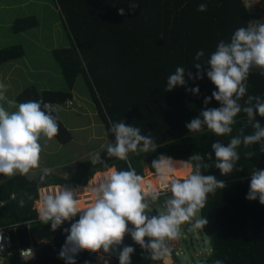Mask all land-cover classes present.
Returning <instances> with one entry per match:
<instances>
[{"label":"trees","instance_id":"1","mask_svg":"<svg viewBox=\"0 0 264 264\" xmlns=\"http://www.w3.org/2000/svg\"><path fill=\"white\" fill-rule=\"evenodd\" d=\"M67 31L70 43L66 47L54 48L52 53L60 66L67 88L38 91L32 85L17 95L18 103L43 100L50 104H64L72 100L73 90L79 76L86 81L98 113L105 124L108 144L115 142L111 132L114 122L124 121L139 127L141 133L150 136L158 145L156 152L129 153L128 161L107 156L106 147L99 153L108 168L102 164L93 166L91 159L78 164L70 177L49 175L41 184L42 171L30 178L15 175L0 181V227L9 230L12 239L10 250L2 264H66L58 257L65 243L64 228L78 220L65 221L55 232L51 225L39 220L36 203L40 199L39 189L43 186L60 185L76 189L86 185L101 171L115 168L127 171L129 162L137 174L145 176V167L155 171L152 161L160 155L171 157L174 161L187 160L194 153H211L212 160L205 163L209 168L201 169L202 174L215 176L225 184L223 189L208 194L201 218L208 223L203 232L211 238L212 250L208 258L199 264H214L217 259L224 264H264V205L259 200L246 199L251 172L264 169V151L260 144L241 145L237 151L240 161L231 174L221 175L215 167V154L212 143L219 141L227 144L233 136L250 134L251 127H244L245 114L241 112L232 125V133L223 137L216 136L205 126L198 133H191L186 124L199 116L205 107L204 99L210 97L215 85L207 78L187 79L185 86H177L166 91L167 78L177 67L186 72L196 73L193 65L195 55L203 50L204 63L223 40L230 41L234 31L249 27L253 15L247 10L243 0H55ZM129 3H137L134 11ZM204 3L207 10L200 12L198 5ZM125 8V15L118 14ZM36 16L16 18L13 32H26L38 26ZM26 53L22 43L0 48V67L7 62L22 58ZM247 94L240 100L242 107L247 95L260 96L264 100V76L257 69L250 71ZM199 86L198 95L187 88ZM213 98L207 106L219 107ZM59 124L56 138L68 143L73 135L60 116L54 112ZM257 120L264 126V117L257 113ZM254 152L249 159L246 153ZM192 169H184L177 163L173 174L179 180L187 177ZM100 174V173H99ZM97 175L96 183L101 179ZM104 176V174H103ZM86 186L85 188H87ZM83 190V189H82ZM81 190V191H82ZM16 193V199L12 194ZM32 197L27 199V195ZM25 205L21 207L19 200ZM149 216L152 212L149 210ZM29 222V224H28ZM129 227H133L129 225ZM187 229V227H186ZM147 240V238H146ZM33 243L36 256L26 260L20 256L21 248ZM124 245H131L135 252L132 264H154L145 259L147 253L126 235ZM106 255L113 259L111 264H119L116 254L81 251L76 257L77 264H98V256ZM174 264H181L176 253L172 255ZM164 264L157 261L156 264Z\"/></svg>","mask_w":264,"mask_h":264},{"label":"clouds","instance_id":"2","mask_svg":"<svg viewBox=\"0 0 264 264\" xmlns=\"http://www.w3.org/2000/svg\"><path fill=\"white\" fill-rule=\"evenodd\" d=\"M138 7L137 3L128 5L132 12ZM197 10L204 12L207 5L201 3ZM118 14L124 16L125 8H119ZM204 56L203 50L196 53L194 59L197 62L193 65L197 70L195 74L177 67L167 78L166 91L185 86L187 79L203 80L205 74L215 85L211 96L204 99L205 107L199 116L186 124L191 133H198L206 126L216 136L229 135L233 131L236 117L241 112L245 114L244 127L252 128L250 134H243L242 128L241 135L233 136L227 144L216 141L211 145L215 154V167L221 175H228L240 161L237 149L241 145L248 147L260 144V150L264 151V126L256 118L257 113L264 117V100L260 96L247 95L244 106L240 104V100L247 94L250 71L257 69L264 76V23L236 29L230 41L221 40L210 57L201 63ZM8 87L0 82V101L12 107L16 101L6 97ZM186 90L196 95L200 93L199 86ZM213 98L219 107H207ZM55 111L50 103L42 99L20 103L11 112L0 104V174L4 177L27 176L33 169L40 167V141H51L59 133L57 117L53 115ZM111 132L115 142L106 145L109 158L128 161L129 153L139 155L156 152L158 148L152 137L143 135L139 127L128 125L123 120L112 123ZM245 155L251 159L254 152ZM205 157L212 160L211 153H194L184 161L177 162L165 155L152 161L151 167L161 181L160 187L171 194L159 204L163 211L152 216L148 215L150 205L160 201L161 192L151 185L145 189L144 177L137 174L130 162L127 171L108 169L97 183L93 185L89 182L83 193L66 186L48 190L40 188L38 217L45 225L50 224L53 232L65 221L79 217L69 228H64L66 239L58 257L66 264H77L76 257L81 251H102L116 254L119 264H132L131 257L135 248L131 245L120 248L125 236L130 235L147 253L145 259H150L154 264L163 260L166 264L172 252L169 242L180 238L181 225L187 224L191 232L205 228L208 221L198 217V213L205 208L208 194L225 187L224 182L215 176L202 174V168L210 167L204 162ZM177 163L184 169L194 171L182 181L170 178L176 171ZM91 164H102L108 168L99 154L91 158ZM49 175L50 169H42L40 183L43 184ZM84 194H88L89 203L82 207L81 197ZM12 199H16V193L12 194ZM27 199L31 200L32 197L27 195ZM246 199L259 200L264 205V169L251 172ZM19 205H25L23 198L19 200ZM28 254H31V250L21 253L22 256ZM214 264H224V261L217 259Z\"/></svg>","mask_w":264,"mask_h":264},{"label":"rangeland","instance_id":"3","mask_svg":"<svg viewBox=\"0 0 264 264\" xmlns=\"http://www.w3.org/2000/svg\"><path fill=\"white\" fill-rule=\"evenodd\" d=\"M30 15L38 18V26L15 35L13 25L16 18ZM17 43L24 45L26 50L25 55L22 58L4 63L0 67V82L9 85L5 95L9 100L16 101V105L12 107H9L6 102L0 101V104H3L9 112L17 109L19 105L17 95L26 87L34 85L38 91L45 89L64 90L67 88L61 68L52 53L54 48L66 47L70 43L55 0H0V48ZM74 93L76 95L74 102L70 100L64 104H54L52 106L56 109L55 112L66 126L78 130L74 134L76 137H82L84 142L75 139L72 143L60 144L56 138H53L51 141L45 143L42 139L40 141L42 145L40 167L33 169L29 173L28 176L30 178L39 174L42 169L48 166L49 168L47 169L51 170L52 177L63 176L70 178L77 170L78 164L87 160L84 154L79 155L75 164H67L64 167L58 168L55 173L51 169L50 163L58 164L61 159L72 162L74 156L76 157V153L79 154L82 150L94 144V141L92 142L86 131H83L84 127L88 128L89 131H97L95 133L100 135L98 144L102 143L103 145V143L108 141L105 124L98 113L96 104L82 75L79 76L76 82ZM91 122H93V125L90 124ZM101 172H97L89 182L94 185L97 181V175ZM144 172L145 178H149L150 180L155 178V176H152L153 171L150 170L148 165L145 167ZM99 177L102 178L103 174H99ZM7 178L9 177H4L0 174V181ZM185 178L180 177L179 180L182 181ZM89 182L83 188L89 186ZM76 189L82 190L81 187ZM84 190L82 191L84 192ZM170 195L160 196V199H167ZM159 204L158 201L150 205L149 210L153 215H157L163 211ZM198 217L201 218L200 213H198ZM180 233L181 249L178 251L177 256L181 264H199L201 259L208 258L211 255V238L202 229L197 232H191L181 225ZM171 257L172 255L166 259V264L175 263L174 258ZM106 261L107 264H111L109 257H106L103 264Z\"/></svg>","mask_w":264,"mask_h":264},{"label":"built area","instance_id":"4","mask_svg":"<svg viewBox=\"0 0 264 264\" xmlns=\"http://www.w3.org/2000/svg\"><path fill=\"white\" fill-rule=\"evenodd\" d=\"M243 1L245 3L247 10L254 16L253 19L249 22V26H255V25L264 23V0H243ZM153 176H155V178L157 177L155 171L153 172ZM144 182H145V185H144L145 189H147L148 186L151 185L153 188L161 192V196L170 194V193H167L166 190L160 187L161 181H159V183L155 185L151 182L149 178H146ZM56 186L57 185H50V186H43L42 188H44L45 190H48L49 188H55ZM40 203L41 202L39 199V201L35 205L37 209L40 206ZM0 237H2L0 238V264H2L4 262V259L12 253V251L10 250L12 246V239H11V234L9 230L5 227H0ZM180 243H181L180 238L169 242V247L172 250L171 255H173L174 253L178 255V251L181 249ZM28 250H31V254H28L25 256L21 255L22 252L28 251ZM20 256L26 260L34 259L36 256V253H35V247L33 246V243H31V245H29L28 247L21 248ZM109 258L112 263L113 259L111 257ZM104 260H106L105 255L98 256V264H103Z\"/></svg>","mask_w":264,"mask_h":264},{"label":"crops","instance_id":"5","mask_svg":"<svg viewBox=\"0 0 264 264\" xmlns=\"http://www.w3.org/2000/svg\"><path fill=\"white\" fill-rule=\"evenodd\" d=\"M46 90V89H45ZM75 93H74V90H73V98H72V102H74V99H75ZM51 105H54V104H51ZM55 105H57V104H55ZM91 125H93V122H91L90 123ZM68 127V129L71 131V133H72V135H73V138H72V140L70 141V142H68V143H72V142H74L75 141V139H77V140H80V141H82V142H84V139L82 138V137H76V135L74 134V133H76V132H78V130L76 129V128H72V127H69V126H67ZM83 131H86V133H87V135L89 136V138H91L92 139V142L94 141V144L93 145H91L90 147H88V148H85L84 150H82L81 151V153H76V157L74 156V158H73V161L72 162H67L66 160L64 161V159L62 160L61 159V161L58 163V164H51L50 163V167H51V169H53V171H54V173H55V171H56V169H58V168H61V167H64V166H66L67 164H75V162H76V160L78 159V157H79V155H85L86 157H87V159H91L93 156H95V155H97V154H99L102 150H104L105 149V147H106V145L108 144V141L106 142V143H103V145H102V143L101 144H98V140H100L99 138V136L100 135H97V133H95V132H97V131H89V129L88 128H86V127H84L83 128ZM88 131V132H87ZM54 138H56V137H54ZM56 140H58L57 138H56ZM58 142H60L59 140H58ZM60 144H62L61 142H60ZM101 145V146H100ZM60 146V145H59ZM99 146V147H98ZM46 168H49V166L48 167H46ZM116 168V167H115ZM108 171V170H107ZM107 171H102L101 173L102 174H105ZM74 172V171H73ZM53 173V172H52ZM100 173V174H101ZM144 177V176H143ZM82 187V186H81ZM84 187V186H83ZM106 256V255H105ZM107 257V256H106Z\"/></svg>","mask_w":264,"mask_h":264},{"label":"bare ground","instance_id":"6","mask_svg":"<svg viewBox=\"0 0 264 264\" xmlns=\"http://www.w3.org/2000/svg\"><path fill=\"white\" fill-rule=\"evenodd\" d=\"M152 175V174H151ZM153 176V175H152ZM170 178H174V179H177V178H175L173 175H172V177H170ZM146 180V178L144 177V181ZM159 179H158V177H156V178H153V179H151V182L153 183V184H158L159 183ZM144 185H145V182H144ZM57 186H60V185H57ZM56 186V187H57ZM54 189V188H53ZM82 189H86V188H82ZM80 191V190H79ZM81 193H83V191H80ZM89 203V199H88V194H84L82 197H81V206L82 207H84V206H86L87 204Z\"/></svg>","mask_w":264,"mask_h":264},{"label":"water","instance_id":"7","mask_svg":"<svg viewBox=\"0 0 264 264\" xmlns=\"http://www.w3.org/2000/svg\"><path fill=\"white\" fill-rule=\"evenodd\" d=\"M81 188H83V186H82ZM163 200H164V199H160L159 203L162 204ZM182 226H183V227H187V224H186V225H182Z\"/></svg>","mask_w":264,"mask_h":264}]
</instances>
